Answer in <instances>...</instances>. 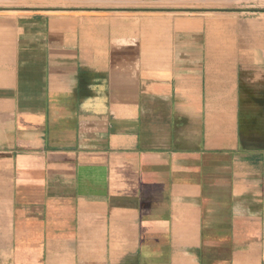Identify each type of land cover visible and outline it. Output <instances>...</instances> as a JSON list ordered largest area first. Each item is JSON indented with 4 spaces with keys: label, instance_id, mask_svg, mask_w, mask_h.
<instances>
[{
    "label": "crops",
    "instance_id": "obj_1",
    "mask_svg": "<svg viewBox=\"0 0 264 264\" xmlns=\"http://www.w3.org/2000/svg\"><path fill=\"white\" fill-rule=\"evenodd\" d=\"M216 2L0 11V264H264V23Z\"/></svg>",
    "mask_w": 264,
    "mask_h": 264
},
{
    "label": "rangeland",
    "instance_id": "obj_2",
    "mask_svg": "<svg viewBox=\"0 0 264 264\" xmlns=\"http://www.w3.org/2000/svg\"><path fill=\"white\" fill-rule=\"evenodd\" d=\"M63 4V0H0V11L27 12L32 8L47 9ZM223 6L222 0H217L216 8H227L232 15H238L241 19L250 21H262L264 23V0H230Z\"/></svg>",
    "mask_w": 264,
    "mask_h": 264
}]
</instances>
